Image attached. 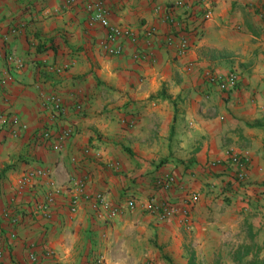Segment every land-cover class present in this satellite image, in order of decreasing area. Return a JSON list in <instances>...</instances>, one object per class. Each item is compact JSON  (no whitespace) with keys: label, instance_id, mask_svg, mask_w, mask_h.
Instances as JSON below:
<instances>
[{"label":"crops","instance_id":"0c3cea01","mask_svg":"<svg viewBox=\"0 0 264 264\" xmlns=\"http://www.w3.org/2000/svg\"><path fill=\"white\" fill-rule=\"evenodd\" d=\"M85 1L0 0V111L28 124L16 137L0 128V210L20 171L37 164L52 167L58 184H66L79 167L89 176L87 191L103 190L113 202L132 194L146 201L151 179L166 172L177 174L200 197L186 222L144 210L103 221L87 202L69 219L60 199L56 218L25 220L16 228L18 239L1 264H28L26 246L42 239L55 252L43 264H88L96 253L104 264H189L188 240H195L201 257L213 254L221 232L241 219L263 242L264 17L258 10L264 0H212V17L199 35L188 30L192 43L183 56L177 53L180 35L168 44L169 28L154 11L155 5L178 0H109L111 22L157 28L149 61L132 57L131 40L122 56L100 49L107 29L90 24ZM7 52L22 64L10 63ZM232 69L240 76L232 92L205 79L208 70ZM42 91L61 95L67 113H52ZM75 99L84 103L81 112L73 107ZM124 118H134L135 125H124ZM68 127L74 134L62 147L35 145L44 129L60 133ZM228 152L249 159L242 185L231 181Z\"/></svg>","mask_w":264,"mask_h":264},{"label":"built area","instance_id":"2783aa9c","mask_svg":"<svg viewBox=\"0 0 264 264\" xmlns=\"http://www.w3.org/2000/svg\"><path fill=\"white\" fill-rule=\"evenodd\" d=\"M67 5H72L78 0H66ZM109 0H86L85 8L89 14L90 24L99 23L107 29L106 35L98 43L100 49L110 56H122L126 53V41L134 42L135 49L132 57L139 61L152 59L151 46L158 35L156 27H147L142 30L128 28L122 24L113 23L109 18L107 2ZM212 0H178L172 4L162 6L155 5L154 11L162 15L161 19L167 24L169 32L166 35V42L173 43L177 35H180V42L177 47L178 55L183 56L191 47V34L199 35L203 23L208 21L213 14ZM260 8V9H259ZM259 14L264 17V9L259 7ZM192 26L193 29H190ZM191 30L192 32L188 31ZM17 29H12L16 34ZM7 60L13 65L20 66L21 60L12 52L6 53ZM70 65H65V68ZM205 79L208 84L222 92L236 90L240 83V76L237 70H230L221 73L214 70L205 72ZM44 104L49 107L57 117L67 113V105L63 97L57 93L47 94L41 92ZM73 107L81 112L84 103L75 99ZM124 125L134 126V118H124ZM0 128H6L16 137L28 129L27 122L17 116H9L0 111ZM74 134V129L68 127L62 132H53L47 128L38 133L35 137V145L60 148ZM75 164L79 160L73 159ZM229 168L231 181L238 185L244 184L248 175L249 159L247 156L236 152H228L225 160ZM215 165V163H212ZM113 169L119 167L118 162H109ZM89 176L82 172L79 167L69 176L66 184H58L53 177V169L48 165L37 164L23 168L15 178L12 195L0 210V217L6 225L0 226V264L5 261L6 250L9 245L18 239L17 227L25 220H47L55 217V209L58 201L63 199L66 203V217L75 218L83 202H87L95 216L108 221L121 215L137 210L147 211L149 214L157 215L161 219L180 217L182 221H189L192 208L199 200L198 190L188 189L181 178L173 173L166 172L151 179L150 190L146 201L142 202L139 197L129 195L123 200L113 202L103 190L93 193L87 191ZM181 191L182 195L173 197L171 192ZM166 192L168 195H162ZM7 231V234L3 232ZM45 240L35 241L26 246L28 264H43L48 259L55 258V252L44 243ZM105 259L101 254H94L88 259V264H104ZM27 264V263H21ZM144 264H159L149 260Z\"/></svg>","mask_w":264,"mask_h":264},{"label":"rangeland","instance_id":"374dc122","mask_svg":"<svg viewBox=\"0 0 264 264\" xmlns=\"http://www.w3.org/2000/svg\"><path fill=\"white\" fill-rule=\"evenodd\" d=\"M227 229L220 231L222 237L220 243L215 242L214 246L218 247L214 253L204 257L196 254L195 240H188L189 259L194 257L201 264H264V241H259L245 219L240 220L239 226ZM205 250L202 247L200 251Z\"/></svg>","mask_w":264,"mask_h":264},{"label":"trees","instance_id":"16d2710c","mask_svg":"<svg viewBox=\"0 0 264 264\" xmlns=\"http://www.w3.org/2000/svg\"><path fill=\"white\" fill-rule=\"evenodd\" d=\"M189 264H201V262L197 261L194 257L189 259Z\"/></svg>","mask_w":264,"mask_h":264}]
</instances>
